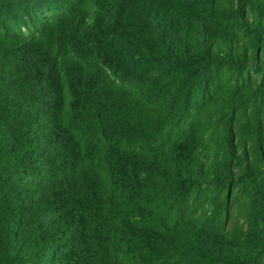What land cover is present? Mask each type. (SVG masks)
<instances>
[{
  "label": "trees",
  "instance_id": "obj_1",
  "mask_svg": "<svg viewBox=\"0 0 264 264\" xmlns=\"http://www.w3.org/2000/svg\"><path fill=\"white\" fill-rule=\"evenodd\" d=\"M0 264H264V0H0Z\"/></svg>",
  "mask_w": 264,
  "mask_h": 264
}]
</instances>
